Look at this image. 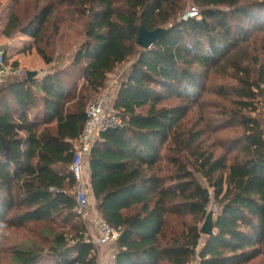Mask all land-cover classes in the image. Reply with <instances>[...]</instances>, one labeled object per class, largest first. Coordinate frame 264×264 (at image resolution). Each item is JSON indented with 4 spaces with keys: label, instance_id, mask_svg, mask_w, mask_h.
I'll return each mask as SVG.
<instances>
[{
    "label": "trees",
    "instance_id": "16d2710c",
    "mask_svg": "<svg viewBox=\"0 0 264 264\" xmlns=\"http://www.w3.org/2000/svg\"><path fill=\"white\" fill-rule=\"evenodd\" d=\"M10 1L3 34L33 38L49 70L0 84V228L76 219L69 166L86 101L133 58L112 97L123 126L101 132L86 159L95 210L119 230L111 264H192L195 255L264 264V0H33L30 15ZM58 6L56 21L79 23L84 39L54 67L53 41L36 37ZM140 24L164 29L147 49L136 43ZM213 69L210 86L227 101L207 105L228 130L220 151L207 141V113L188 116L205 104ZM71 225L75 234L52 233L46 249L0 244V264L4 254L10 264H98L84 226Z\"/></svg>",
    "mask_w": 264,
    "mask_h": 264
},
{
    "label": "rangeland",
    "instance_id": "374dc122",
    "mask_svg": "<svg viewBox=\"0 0 264 264\" xmlns=\"http://www.w3.org/2000/svg\"><path fill=\"white\" fill-rule=\"evenodd\" d=\"M249 1H252V0H249ZM32 3H33V0H21L19 5L16 8L17 9L16 11L19 14L24 13L23 11H26L27 15L28 14L30 15L31 14L30 9H31ZM13 8H14V4H12L10 0H0V45L5 46L6 44L11 45L12 43H14V46H16L18 44L16 40L18 41L19 37H23L19 32L13 33L10 37H6L3 34V29L5 26L6 18ZM58 8L59 9L56 12H54L52 16L48 18V20L42 27L41 31L39 32L38 36L36 37V40H38L40 43L47 42V41H53L52 43L54 44V52H57L58 54H60L59 57H62V55L65 56V59H66V58H69V56L77 49L79 44L83 41L84 31L82 30V27L77 22L69 21L66 23H62V22L56 21V20H62L60 17H63V12H64L62 10V7L58 6ZM188 11L185 12V15L188 13ZM20 44L21 42L18 45L22 47ZM30 50L31 49H29L28 47H25L24 50L13 51V54L11 56H10V54L12 53L11 50L9 52L7 51L8 52L7 59L12 60L14 57L18 56L19 59L22 58L24 60L23 62L24 64L19 67L25 70H26L25 65L36 67V64L38 62V61L36 62V59H38L36 55L37 53L30 51ZM132 60L133 58L126 60L125 62L116 66L112 72L108 73L105 87L101 90L103 92L105 88H107L108 91L112 89V95L110 96L107 105L112 106V97L116 91L118 82L120 78L124 75L126 70L129 68ZM7 61L10 63L9 60ZM37 67H38V64H37ZM27 70H31V69L28 68ZM41 72L43 71L41 70ZM214 72L215 70L212 73H210L207 79V82H206V88L208 89V92L207 93L204 92L199 98V100L203 98L205 101V104L201 108H200V105H194L188 116L197 117L199 109H202L203 111L207 113L206 120H204V124L207 125L206 128L208 131L206 133V135H208L207 141L208 143H214L216 145V147L214 148L215 151L216 150L220 151L221 148L218 145L220 143L219 139L224 138L227 135L228 130L220 127L219 122H217L216 120L209 118V116H211L215 111L210 112L209 106L207 105L211 103L212 101H219L221 103L223 102L222 104H226L227 101L224 102L223 99L218 97L217 94L215 93L214 89H217L216 88L217 85L210 86L213 83H214L213 85L217 84V82H214V80L216 79ZM218 81L220 83L222 81V78L218 77ZM98 95H96V97ZM95 98L88 99L86 101V104ZM177 102H178L177 99H170L168 101H165V103L167 104H175ZM229 133H231V131H229ZM75 217L76 219L72 220V222L70 223L63 222L62 216L60 215L58 216V218H53L52 220H48V221L26 223L21 228L1 227L0 228V237H1L0 244L2 247H6L10 249L11 247H15V246L27 248V247H30L31 245L36 246L40 249H46L52 239V236H53L52 233L63 232V233L68 234V236H72L73 234H75V229L71 225L72 223H74V221L78 222V225L81 224L84 226L85 238H91V237L95 238L96 236L95 230L92 227H90V225L84 224L82 219L79 218L78 216H75ZM108 246H113V243L109 244ZM96 247L98 250H100L103 253L105 252V247H107V245L100 246V247L96 246ZM97 254L99 253L97 252ZM1 260L6 261V264L11 263L9 259V254L2 255Z\"/></svg>",
    "mask_w": 264,
    "mask_h": 264
},
{
    "label": "built area",
    "instance_id": "2783aa9c",
    "mask_svg": "<svg viewBox=\"0 0 264 264\" xmlns=\"http://www.w3.org/2000/svg\"><path fill=\"white\" fill-rule=\"evenodd\" d=\"M194 16L195 10L188 11L185 16ZM185 18V17H184ZM7 49L0 45V84L12 76L25 75L26 70L14 67L6 61ZM112 89L105 88L99 95L87 103L84 110V122L81 133L77 139L70 162V172L74 179L73 195L75 198L74 213L82 219L83 223L90 225L95 232V238H85V241L95 246H105L114 243L119 237V230L113 228L104 218L100 217L94 207V198L91 192L86 159L94 141L101 132L123 126L122 120L112 106L107 105ZM114 259L113 253L109 255V262ZM192 264H199L198 257Z\"/></svg>",
    "mask_w": 264,
    "mask_h": 264
},
{
    "label": "crops",
    "instance_id": "0c3cea01",
    "mask_svg": "<svg viewBox=\"0 0 264 264\" xmlns=\"http://www.w3.org/2000/svg\"><path fill=\"white\" fill-rule=\"evenodd\" d=\"M41 31V30H40ZM21 36V35H20ZM23 37H19V40L17 41L16 39V42H18V44L21 42V46L20 47L18 44L16 46H14V43H12L11 45H8L6 44L5 47L7 49V51L9 52L11 50V54L10 56L13 54V51H21V50H24L25 47H30V45H32V43L34 42V39L33 38H30V37H27V36H24L22 35ZM38 36V35H37ZM30 51H33L35 52L34 48L31 47V50ZM7 52V53H8ZM8 55V54H7ZM37 55V54H36ZM60 54L56 53V56H55V59H54V62L52 63L54 67H61L67 63H69L72 58L74 57V52L69 56V58H66L65 59V56L62 55V57H59ZM8 57V56H7ZM14 57V56H13ZM37 58L36 59V62L38 64V67H37V64H36V67H31V66H27L25 65V68L26 70L29 68L31 70H34L36 71V75L35 77H41L42 75L46 74L49 70V66L45 65L42 60L40 59V57L37 55ZM7 59V58H6ZM10 61V63L12 62H16L18 66H22L24 63V60L22 58H18V56L14 57L12 60L10 59H7ZM65 62V63H64ZM62 63V64H61ZM64 63V64H63ZM43 72H41V70ZM112 246H108L105 247V252H101L100 250H98V264H111L109 262V255L112 253Z\"/></svg>",
    "mask_w": 264,
    "mask_h": 264
},
{
    "label": "water",
    "instance_id": "95a60500",
    "mask_svg": "<svg viewBox=\"0 0 264 264\" xmlns=\"http://www.w3.org/2000/svg\"><path fill=\"white\" fill-rule=\"evenodd\" d=\"M164 32L163 28H155L153 30L146 29L142 24L138 26V33L136 37V43L140 47L147 49L153 43L158 41L162 33ZM36 71L34 70H26L25 76L27 79H30L36 75ZM212 225H213V217L212 213L209 212L206 216V219L201 225L200 233L203 235H209L212 232Z\"/></svg>",
    "mask_w": 264,
    "mask_h": 264
}]
</instances>
